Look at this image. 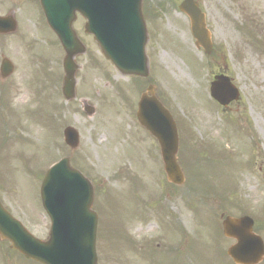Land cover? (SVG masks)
Returning a JSON list of instances; mask_svg holds the SVG:
<instances>
[{"label":"rangeland","instance_id":"rangeland-1","mask_svg":"<svg viewBox=\"0 0 264 264\" xmlns=\"http://www.w3.org/2000/svg\"><path fill=\"white\" fill-rule=\"evenodd\" d=\"M182 1L143 0L151 81L179 128L186 184L174 187L137 121L147 85L106 61L80 19L75 30L87 53L76 59L77 99L66 103L65 54L38 0H0V15L14 11L19 25L0 36V65L3 57L15 65L0 79V198L36 238L47 240L51 228L41 174L68 157L94 187L98 264H233L226 252L235 241L223 236L222 213L252 217L264 240V0H198L211 56L195 47ZM221 71L241 92L226 110L209 92ZM80 99L95 107L92 117ZM69 126L80 134L74 152L63 141ZM0 264L36 263L0 242Z\"/></svg>","mask_w":264,"mask_h":264},{"label":"water","instance_id":"water-1","mask_svg":"<svg viewBox=\"0 0 264 264\" xmlns=\"http://www.w3.org/2000/svg\"><path fill=\"white\" fill-rule=\"evenodd\" d=\"M51 28L58 35L66 52L63 93L67 101L75 98L78 66L74 58L84 54L85 48L72 30L76 12L88 21L86 32L93 34L104 55L123 75L147 77L149 74L145 46L147 30L142 17V0H41ZM180 10L191 20L192 33L198 48L211 54L213 44L207 29L205 15L193 0H186ZM17 31L14 16L0 17V34ZM14 71L12 63L4 58L3 78ZM151 92V90H150ZM144 95L139 104L138 120L159 142L168 180L175 185L185 182L177 163L178 131L169 111L154 97ZM211 95L221 105L238 100V90L229 78L218 76L211 85ZM88 115L94 109H87ZM67 143L78 147L79 137L74 129L66 130ZM43 205L51 218L52 229L47 242L32 236L0 201V239L12 243L11 249L28 260L41 264H98L96 232L98 216L92 211L94 191L90 183L63 160L47 175L42 187ZM224 216H222L223 218ZM224 234L237 240L228 255L236 264H259L264 258V242L253 232L254 222L249 217H228Z\"/></svg>","mask_w":264,"mask_h":264},{"label":"bare ground","instance_id":"bare-ground-1","mask_svg":"<svg viewBox=\"0 0 264 264\" xmlns=\"http://www.w3.org/2000/svg\"><path fill=\"white\" fill-rule=\"evenodd\" d=\"M180 71H181V73H180V74L183 76V75H184V72H183L182 70H180Z\"/></svg>","mask_w":264,"mask_h":264}]
</instances>
